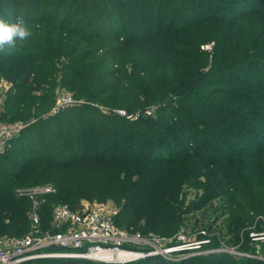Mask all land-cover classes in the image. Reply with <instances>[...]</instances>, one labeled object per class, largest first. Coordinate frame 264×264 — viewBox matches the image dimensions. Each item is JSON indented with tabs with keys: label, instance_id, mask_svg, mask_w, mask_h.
I'll list each match as a JSON object with an SVG mask.
<instances>
[{
	"label": "trees",
	"instance_id": "16d2710c",
	"mask_svg": "<svg viewBox=\"0 0 264 264\" xmlns=\"http://www.w3.org/2000/svg\"><path fill=\"white\" fill-rule=\"evenodd\" d=\"M17 16L32 35L0 53V120L35 121L0 152V238L30 233L35 199L45 231L55 205L75 209L109 178L120 227L173 237L193 219L202 237L179 261L115 264H264L242 253L264 256L250 236L264 226V0H0V19ZM58 86L77 101L44 116Z\"/></svg>",
	"mask_w": 264,
	"mask_h": 264
},
{
	"label": "built area",
	"instance_id": "2783aa9c",
	"mask_svg": "<svg viewBox=\"0 0 264 264\" xmlns=\"http://www.w3.org/2000/svg\"><path fill=\"white\" fill-rule=\"evenodd\" d=\"M4 84L8 86L6 81ZM71 100L68 93L59 97L53 107V113L57 114L61 106L69 104ZM28 125V122L22 120L13 122L0 120V152ZM51 190V186L44 185L21 189L20 192L34 195ZM38 204L35 199L31 212L33 227L30 233L20 238H0V264H37V260L45 258L95 259L115 264L156 255L174 260L175 258L171 256L179 249L170 244L166 237L153 232L142 233L120 227L115 221L118 212L116 208L85 200H82L75 209L66 204L55 205L51 229L42 231L37 212ZM250 236L254 241H264V226L253 229ZM243 254L264 259L261 253ZM186 256L190 255L184 254L181 258Z\"/></svg>",
	"mask_w": 264,
	"mask_h": 264
},
{
	"label": "rangeland",
	"instance_id": "374dc122",
	"mask_svg": "<svg viewBox=\"0 0 264 264\" xmlns=\"http://www.w3.org/2000/svg\"><path fill=\"white\" fill-rule=\"evenodd\" d=\"M242 30L239 29L238 33H241ZM213 47V43H210V44H204L202 46V49H208V50H211ZM211 67V66H208L207 69ZM219 77V75H215V74H210L209 75V78L205 81V85L208 87V91L213 87V83H215L214 81H216V79ZM226 77V76H225ZM5 81L2 80L0 81V96L1 97H4V93L7 92V90L9 89V85L7 86V84H4ZM6 86V87H5ZM8 87V88H7ZM56 91V95H55V102L52 106V108L50 110H48V112H46V114H44V116H47V115H52L54 114L53 113V107L57 104L58 102V99L59 97H61L62 95L64 94H70L71 95V98H72V102L70 101L69 104H65V105H62L59 104L61 106V110L57 113L59 114L65 107H68L70 105H73L74 103V100L77 101V99L72 95V93L68 92L65 88H61V87H57L55 89ZM206 91V90H204ZM216 99H219V96L215 97ZM194 101H196L197 97L194 96ZM177 107H180L178 104H176ZM115 110H117L120 114H124L125 111L124 109H121V108H115ZM114 110V111H115ZM132 117L131 118H135V115H131ZM219 120L220 119H223V121H226L224 122V125L225 126H229L230 124V120H226L227 117L226 116H220L218 118ZM35 121V119H29V120H25L24 122H28L29 124L31 122ZM260 120H256L254 121L253 124L259 122ZM264 124L258 128V129H253L254 126H252L251 128H244V129H248V130H255V132L257 131H264ZM201 138V136H200ZM203 138V136H202ZM106 183H110V179L109 178H100L99 180H96V182L93 184L92 186V190H93V193H94V197L92 198H84L85 201H89V202H97V203H104L105 205H108V206H111L113 208H116L117 210H119V206L117 205V203L115 202L114 200V197L110 195V193H112V189H111V184L109 186L106 185ZM37 187V186H36ZM32 188H35V187H32ZM107 191L108 192V195L109 197L107 196V200H101L102 197H104V192ZM38 194H41V193H34V195H38ZM218 201V200H217ZM258 218H256V222L257 224L260 226H262V223H259L258 222ZM188 223H190V225L188 226H184L183 229H181L180 233L177 235V236H173V237H166L168 239V241L170 242V244L174 245L175 248H179L178 250H175V252H173L172 256L171 257H174V261H179L181 260L182 258V255L186 254V255H190V256H194L196 254H198L200 252V243H199V239H201L202 237L200 238H197L196 237V233H195V230L193 229V219L190 220ZM124 224V223H123ZM131 229V227H128ZM254 229V228H252ZM257 229V228H256ZM228 239H231V236H228L227 239L224 238V240H220V243L221 244V247L223 248H227V249H230V250H236L238 251L239 248H238V245L236 243H231L229 242ZM219 240V239H218ZM228 240V242H227ZM260 246H257V252L255 255H259L260 254ZM240 251V250H239ZM242 253H245V252H242Z\"/></svg>",
	"mask_w": 264,
	"mask_h": 264
},
{
	"label": "clouds",
	"instance_id": "9594fccd",
	"mask_svg": "<svg viewBox=\"0 0 264 264\" xmlns=\"http://www.w3.org/2000/svg\"><path fill=\"white\" fill-rule=\"evenodd\" d=\"M31 35L29 24L23 16H17L14 21L0 19V53L12 54Z\"/></svg>",
	"mask_w": 264,
	"mask_h": 264
},
{
	"label": "water",
	"instance_id": "95a60500",
	"mask_svg": "<svg viewBox=\"0 0 264 264\" xmlns=\"http://www.w3.org/2000/svg\"><path fill=\"white\" fill-rule=\"evenodd\" d=\"M224 251L231 252V253H238V251L230 250V249H224ZM238 254H239V253H238ZM139 259H142V258H139ZM139 259L130 260V261H127V262H133V261H137V260H139ZM90 260H93V261H96V262H100V263H101V261H99V260H95V259H90ZM127 262H126V263H127Z\"/></svg>",
	"mask_w": 264,
	"mask_h": 264
}]
</instances>
